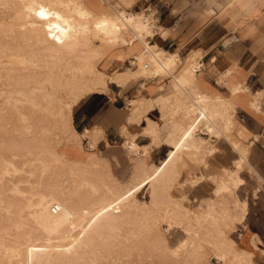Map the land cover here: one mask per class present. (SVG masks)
I'll return each instance as SVG.
<instances>
[{
	"label": "bare ground",
	"instance_id": "obj_1",
	"mask_svg": "<svg viewBox=\"0 0 264 264\" xmlns=\"http://www.w3.org/2000/svg\"><path fill=\"white\" fill-rule=\"evenodd\" d=\"M120 1L126 4L130 0ZM86 2L87 0H0V7L13 6V8H17V13L22 18L20 27L25 39L23 50H25L26 45L31 44L35 39L43 43H51L52 47L48 49L71 51L76 49L81 43H85V39L89 35L97 36L105 40L103 42H107V44L120 42L123 45H129L133 41L126 39L125 32L128 30L134 35L133 37L136 40L143 42L144 45V52L136 58L141 64L140 73L146 74L147 70H150V75H162L169 73L172 68L177 66L180 61L178 55L169 54L161 49L158 50L156 46H149L142 41L143 33L152 30L146 16L142 17L141 14L126 13L125 11H116L111 15L94 13L87 8ZM226 2V6H234L236 10L239 9L240 11V18L238 13L229 15V20H233L235 16V30L239 36L253 37L259 33L258 31L264 22V0H227ZM41 12L44 15H41ZM204 13L206 16L212 17L216 14V8L205 9ZM259 37H264V33ZM16 38L18 39V37ZM14 48L11 41L8 47L6 44L0 43V52L2 53L4 50L10 53ZM80 58L87 59L88 57ZM3 67L4 61L0 57V71ZM68 67L70 70L78 69L76 65L71 63ZM198 68L196 59L191 58L186 61L182 71L177 77H174L176 94L183 96L181 90L186 85L194 82V75ZM88 69L96 73L97 78L86 88L67 94L68 100L65 102H62L63 96H59L58 90L54 87L55 80L53 77L32 78L29 82L17 81L14 78L3 81L1 79L2 72H0V118L6 117L4 115L5 111L2 110L5 106L14 107L19 116H25L24 111L21 110L23 113L20 111V106L29 105L43 111V121H46L47 117L51 115L55 122H58L57 125H59L54 135L55 139L53 142L56 143L55 145L43 139L39 141L36 137L17 140V137L12 136L6 143L0 142V147L2 148L0 149V152H2L0 156L1 173L11 171L9 167H14V160L17 156H32V159L23 162V165H27L31 170L40 167L44 173L47 171L52 172L58 166L57 178L53 182L48 183L44 191H37L36 187L33 186L31 195L35 200L25 202L16 212L18 221L14 224V227L16 229L21 228L19 221L23 218V213H26L41 230L42 241L26 244L22 249V242L19 240L20 235L13 236L10 243L0 238V250H2L4 256L8 257L6 264H51V256L46 254L48 250L54 251L58 254V257H62L61 261L69 264L70 261L79 260L83 255H91L93 257L95 246L98 243L106 245L107 243L109 245L113 243L119 246H126L125 242L129 239L128 234H131V231L121 240H115L112 235L107 236L105 232L111 231L112 233V231L119 229L120 226L135 218L138 219L145 216V207L160 203V198L158 199L157 196L159 189L170 187L172 185L170 183H174L177 179L179 172L176 169V165L178 162H181L185 157L194 158L198 163L203 162L205 156L212 151V147L206 146L202 138L197 137L196 132L199 129L198 125L205 123L206 127L204 126L205 129L203 131L207 135L225 136L233 148L240 153L241 159L235 162L236 170H225L224 176L215 179L214 197L206 201L207 207L205 209L198 207V210L194 211V207L183 205L185 201H175L173 208L165 211V215H162L159 219L161 222L166 223L170 229L174 228V225L176 228L181 225L178 220H176L178 223L175 221L173 223L170 217L171 213L176 212L179 215H183L184 218L190 219L189 224L182 226V229L187 234L186 238L182 241L179 240L180 242L171 250L170 254L173 257L184 255L186 259L189 257L188 254L197 252L195 256L202 259L200 255L202 244L197 243L196 238L202 240L199 235L201 233L200 229L203 228V223L211 225L208 233L213 234L215 241V238H218L223 233L221 228L224 221L223 218L228 216L230 212L228 204L233 206V210H239L236 213H240L241 218L244 217L246 211V203H240L236 190L243 183L237 174L246 165L244 160L247 156V148L239 147V143L229 137L234 124V104L223 101L221 104L223 109L217 110V107L209 105L208 100L204 97H195L194 103L190 105L188 110V114L194 117L193 120L183 124L181 122H172L173 131L170 133L169 144L174 147V151L170 154L167 162L160 168L150 166L149 172L141 179L144 182H150V202L138 204L134 197L144 186V182L137 181V184L130 188H125L126 190H114L103 174L104 171L98 167L99 163L95 160L96 154H89L86 158H83L84 156L79 149L77 156L69 155L70 148L72 146L76 147L79 138H81L72 125L71 114L74 105L86 95L99 89H104L107 82L112 79L104 72L94 71L91 64ZM229 71L230 68L226 72L228 73ZM134 72H137V70ZM134 74L127 70L125 73L116 74L114 81L122 83L131 76H135ZM231 90L233 94L238 95L244 88L237 87ZM168 98L167 100H169ZM251 106L257 109L256 103H252ZM49 108L50 110H48ZM178 110V108L173 110L171 118L175 114H180L177 113ZM218 118L222 123L221 127H218ZM43 129L45 131L47 128L44 127ZM66 132L71 136L63 139ZM60 145L64 146V151L58 149ZM127 145L131 147L130 152H136L135 145ZM4 154L9 155L5 156ZM136 168L137 171L144 170L141 165ZM199 180H201V177L196 178L191 184L197 183ZM69 183H72V185ZM13 192L19 193L14 188ZM228 195L231 196L229 203L226 202ZM71 196L73 199H67ZM55 207H57L58 211L54 209ZM48 213L50 215H47ZM191 214L193 216H190ZM215 243L216 245L214 246L217 247V239ZM107 254L106 257H110L109 253ZM215 255L224 264H251L250 254L247 252L225 253L220 251V253ZM228 255L232 256H230V261L227 262ZM11 256L20 257L21 259L16 263L11 260ZM120 259L121 255L119 254L117 260Z\"/></svg>",
	"mask_w": 264,
	"mask_h": 264
},
{
	"label": "crops",
	"instance_id": "obj_2",
	"mask_svg": "<svg viewBox=\"0 0 264 264\" xmlns=\"http://www.w3.org/2000/svg\"><path fill=\"white\" fill-rule=\"evenodd\" d=\"M98 1H101V5ZM98 1L88 0L87 8L94 13L107 14L112 11L109 9L115 7L108 0ZM226 1H128L125 11L134 14L142 11L145 16H158L161 20L158 27L162 28V34L156 32L149 39L145 37V40L149 46L178 55L180 61L177 69L162 75L140 74L136 58L145 49L143 42L136 39L131 40L132 44L110 47L105 49V53L103 50L96 70L112 79L104 89L86 95L74 105L72 125L80 135L82 144L89 150L111 152L110 149L114 151L121 147L124 155L132 154L134 157H143L144 151H148L151 159L149 166L160 168L174 151V147L169 144L173 131V110L179 109L177 113L180 114L173 117L178 118L175 122L182 120L183 124L188 121V110L195 97H204L217 110L223 109V101L232 102L233 115L241 134L235 140L239 147L247 148L246 165L237 174L243 183L236 190L240 203H246V211L241 218L240 213H236L239 210H233V206L228 204L231 212L228 216L231 219L232 215L231 221L235 222L233 229L227 233L233 236L230 239L234 252H247L251 264H264V37H259L264 33V22L259 33L253 37L239 36L235 30V16L229 20V15L238 13L240 18V11L234 6H226ZM210 7L216 8V14L212 17L204 13ZM191 58L196 59L199 68L194 75V82L181 88V96L175 92L174 77L179 75L183 69L181 67ZM127 70L135 73V76L122 83L114 81L116 74ZM237 87L244 88L238 95L231 90ZM252 103H256L257 109L251 106ZM217 124L218 127L222 126L219 118ZM198 126L196 133L206 146L212 147V151L202 163L188 158L178 162L176 169L179 174L171 190L177 194L175 201L186 199L183 205L205 209L206 201L214 197L215 179L224 176L225 170L235 171V162L241 157L225 136L207 135L203 131L205 123ZM87 132H92L91 135L96 139L94 144L89 137L84 136ZM127 144L135 145L137 152H130L131 147ZM77 146L71 147L74 151L70 148L69 155L79 154L80 148ZM114 154L111 152V156ZM200 177L201 180L191 184ZM226 200L229 203L231 196L228 195ZM204 254L208 255L205 248Z\"/></svg>",
	"mask_w": 264,
	"mask_h": 264
},
{
	"label": "rangeland",
	"instance_id": "obj_3",
	"mask_svg": "<svg viewBox=\"0 0 264 264\" xmlns=\"http://www.w3.org/2000/svg\"><path fill=\"white\" fill-rule=\"evenodd\" d=\"M108 1H110V5H114L115 7H113V9H109L112 11L107 13V15L113 14L116 11H125L127 7V5L122 3L120 0H115L114 2H112V0ZM98 2L101 5V1ZM125 12L134 13L131 11ZM136 13H141L142 17L145 16V13L142 11ZM146 17L148 18V24H150V29L152 30L146 32L147 34L143 33L144 35L142 36V41L148 44L144 37L149 39L150 37H153L156 32H161L162 34V28L158 27L161 21L159 20L158 16H156V18L152 15ZM0 20V43H4L8 47V44L11 41L15 47L10 53L6 50H4L3 53L0 52V57L4 61V67L0 71L2 72L1 79L3 81H7L14 78L17 81L29 82V80L32 78L42 79L45 77H53L55 80L54 87L58 90L57 92L59 96H63L62 102L68 100L67 94L72 91H80V89L86 88L97 78V74L93 73V71H90L88 68L91 64L92 69L94 71L96 70L97 61L102 55L103 50L107 48L110 49V47L123 46V44L120 42L107 44V42H103L105 40L97 36L89 35L85 39V43H81L76 49L71 51H56L55 49H48L49 47H52L51 43H43L35 39L31 44L26 45L25 50H23L22 47L25 39L23 38V31L20 27L22 18L17 13V8H13V6H1ZM8 34L9 36H7ZM125 36L126 39L128 38L135 40L133 37L134 35L128 30L125 32ZM16 37H18L19 40ZM105 52H107V50H105ZM35 53L37 54L35 55ZM85 56L88 58H80ZM70 63L76 65L78 69L70 70L68 67ZM183 67L184 66H182L181 69ZM139 68H141V64H139ZM176 69V67L172 68L169 73L175 71ZM149 71L150 70H147V72L145 71L146 74H140L148 76L150 75ZM20 108V111H24L25 116H19L14 107L5 106L2 109L5 111L4 115L6 117H3V119L0 118V142L6 143L12 136L17 137V140L36 137L39 141L43 139L52 145H55L56 143L53 141L55 139L54 135L57 132L56 129L59 128V125H57L58 122L56 123L51 115L47 117L46 121H43L44 113L36 107L24 105L23 107L20 106ZM48 110H50V108ZM193 118L194 117L192 115L189 116L188 122L192 121ZM171 120L172 122H175L178 119L173 117ZM181 121L182 120H179V122ZM233 121L234 124L229 137L231 139H236L241 134L237 122H235V116H233ZM44 127L47 128L45 131L43 129ZM65 134L66 135L63 139L71 136L68 132ZM85 136H88L93 144L96 142V139L90 133L86 134ZM197 137H200V135L198 134ZM240 143H242V141H240ZM77 145L84 156L83 158H86L89 154H96L95 160L99 163L98 167L100 170L104 171L103 174L106 176L108 183L114 190H126L127 188L137 184L139 181L143 183L144 181L141 179L150 170L149 162L151 159L148 156V151H144L145 156L143 157H134L132 154L131 156L124 155L122 148L119 147L114 151L110 149L111 152L115 153L114 156H111V152L107 150L97 152V150L92 151L87 149L88 147L85 148L81 142V138H79ZM93 147L95 146L93 145ZM0 149L2 148L0 147ZM58 149L60 151L65 150L63 145H60ZM1 153L2 152H0V156L2 155ZM4 155L8 156L9 154ZM32 158V156H17L14 160V167L10 166L9 168L11 171L8 173H1L2 168L0 166V238L4 239V241L7 243H10L13 236L20 235L19 240L22 242V249L26 244L39 243L38 241H42L43 235L41 230L36 226L32 219L26 215V213H23V218H21L19 221L21 223V228L16 229L14 227V224H16L18 221L16 212L25 204V202L35 200V198L31 195L33 186L36 187L37 191H44L48 183L53 182V180L57 178L56 172H58V166H56L57 168L52 170V172L47 171L44 173L40 167H36L35 169L31 170L27 165H23L24 161ZM188 159L195 161L194 158ZM137 164L139 166H143L144 170L137 171ZM69 184L72 185V183ZM170 184H172L170 186L172 187L175 182H171ZM149 186L150 182L146 181L144 182V186L137 192L134 199L138 201V204L150 202L151 198ZM170 187L167 186L163 189H159L160 191L157 190L159 191L157 196L158 199L160 198V203L145 207V216H142L138 219L135 218L125 225L120 226L119 229L112 231V233L111 231L105 232L107 236L112 235L115 240H121L131 231V234H128L129 239L125 242L126 246H119L113 243L112 245H109L108 243L106 245L100 242L101 244L98 243L97 246H95V254L92 255L93 257H91V255H83V257H81L79 260H76L75 262L70 261L69 264H224L223 261L218 259L215 254L220 253V251L225 253L234 252L233 247H231L233 243L230 239L233 238V236L227 233L233 229V223L235 222L231 221L229 218L230 216L224 217L226 219L223 221L221 226L223 233L218 238H215V241L213 234L208 233V230L211 229L209 228L211 225L209 223H203V228L200 229L201 233L199 235L201 236L202 240L196 238L198 241L197 243L202 244L201 247L203 246L200 253L202 259L195 256L197 252L195 254L190 253L191 255L187 253L189 257L186 259L184 255L173 257L170 254L171 250L174 249L178 243L184 239V237L186 238L187 234L182 229V226L189 224L191 221L188 218H184L183 215L173 212L171 213L170 217L172 218L173 223L174 221L177 223L178 221L180 222L181 225L179 227L181 229L178 226L177 229L175 225L174 228L170 229L166 223H163L159 220L162 215H165V211L173 208V203L175 202L174 197L177 194L173 192ZM13 188L17 189L19 193H14ZM67 199L73 198L71 196ZM184 201V199L181 200V202ZM195 208H193L194 211L198 210V206H195ZM47 215L50 214L48 213ZM190 216L193 215L191 214ZM216 239L218 242L217 247L214 246L216 245ZM11 245H13V243H11ZM189 248L191 249V247ZM204 248L208 254L207 256L206 254L203 255ZM107 253L110 255L108 258L106 257L108 255ZM46 254L51 256V264H68L65 261H61L62 257H58V254L52 250H48ZM119 254L121 255V259L117 260V256ZM230 256L232 255H228L227 262L230 261ZM11 257V260L16 263L19 261V259H21L20 257ZM7 258L8 257L4 256L2 250H0V264H6Z\"/></svg>",
	"mask_w": 264,
	"mask_h": 264
},
{
	"label": "built area",
	"instance_id": "obj_4",
	"mask_svg": "<svg viewBox=\"0 0 264 264\" xmlns=\"http://www.w3.org/2000/svg\"><path fill=\"white\" fill-rule=\"evenodd\" d=\"M54 209H55L56 211H58V210H57V207H55Z\"/></svg>",
	"mask_w": 264,
	"mask_h": 264
},
{
	"label": "snow or ice",
	"instance_id": "obj_5",
	"mask_svg": "<svg viewBox=\"0 0 264 264\" xmlns=\"http://www.w3.org/2000/svg\"><path fill=\"white\" fill-rule=\"evenodd\" d=\"M40 14H41V15H44V13H43V12H41Z\"/></svg>",
	"mask_w": 264,
	"mask_h": 264
}]
</instances>
